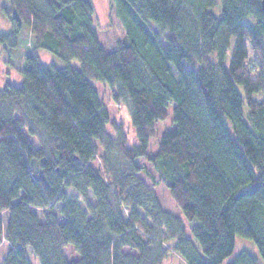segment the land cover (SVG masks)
Wrapping results in <instances>:
<instances>
[{"label": "trees", "instance_id": "obj_1", "mask_svg": "<svg viewBox=\"0 0 264 264\" xmlns=\"http://www.w3.org/2000/svg\"><path fill=\"white\" fill-rule=\"evenodd\" d=\"M110 1L124 29L111 49L92 0L2 8L17 78L0 87V264H222L238 236L264 264L262 0ZM93 82L125 106L138 143ZM171 105L174 127L151 152ZM227 264L260 263L243 251Z\"/></svg>", "mask_w": 264, "mask_h": 264}, {"label": "rangeland", "instance_id": "obj_2", "mask_svg": "<svg viewBox=\"0 0 264 264\" xmlns=\"http://www.w3.org/2000/svg\"><path fill=\"white\" fill-rule=\"evenodd\" d=\"M8 0H0V31H6L9 30V22L5 18V16L2 13L3 6L8 7ZM94 3V7L96 10V26L98 27V30L100 32L101 38L103 42L106 44V46L111 49L114 48L117 41L120 40L124 36V29L122 24L119 22V20L114 16L113 13V6L110 0H92ZM20 44H19V51L21 53H24L27 51V42L26 37L22 35L20 37ZM40 57L42 56V59L48 63L53 58L50 56H46V54L40 52ZM7 57H9L12 60H15L16 53L9 54L7 53ZM4 58H6V53L0 48V87L3 85V81L5 80L4 77H11V79L15 80L17 78L16 71L8 66L5 65ZM93 85L96 87V89L99 92V95L106 104V107L108 108V111L110 113L111 121H116L117 123H120L124 126L125 131L129 138V144L134 145L138 143L136 130L133 127L131 123V119L129 117V114L124 107H120V104L115 102L112 98L111 89L103 84H99L97 82H93ZM169 118L168 120L164 122H158L156 125V135L151 138L149 146L151 152H156L158 149V142L160 141L163 133L166 130H170L174 127L173 123V116H172V105L169 106ZM171 124L169 125V122ZM108 129V128H107ZM156 193H157V199L160 201L161 206L169 212V214L173 216H178L181 219L184 220V223L186 226H188V222L184 219L182 216L180 210L175 205L174 201L172 200L167 188L159 184L156 186ZM89 200L95 204L96 200L92 194V191L89 190ZM83 208H85L84 204H81ZM6 250V243H4L0 248V254L3 255ZM243 251L249 252L252 256L256 257L260 264H263L262 259L260 257V254L258 252V249L254 242H252L249 239L243 238L238 236L236 240V247L234 250V253L226 259L222 264H227L234 260L239 254H241ZM64 254L66 258L69 261H77L79 259V256L74 251L73 247L67 246L64 249ZM35 258V256H33ZM35 262L37 264L38 261L35 258ZM164 264H186L185 260L177 253H172L170 256L167 257Z\"/></svg>", "mask_w": 264, "mask_h": 264}, {"label": "water", "instance_id": "obj_3", "mask_svg": "<svg viewBox=\"0 0 264 264\" xmlns=\"http://www.w3.org/2000/svg\"><path fill=\"white\" fill-rule=\"evenodd\" d=\"M262 3H263V9H264V0H262Z\"/></svg>", "mask_w": 264, "mask_h": 264}]
</instances>
